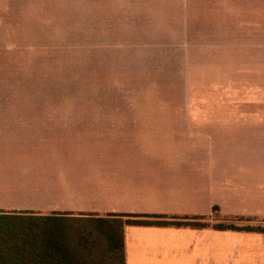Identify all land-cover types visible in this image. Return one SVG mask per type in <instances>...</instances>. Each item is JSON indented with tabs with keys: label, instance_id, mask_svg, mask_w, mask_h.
<instances>
[{
	"label": "crops",
	"instance_id": "crops-1",
	"mask_svg": "<svg viewBox=\"0 0 264 264\" xmlns=\"http://www.w3.org/2000/svg\"><path fill=\"white\" fill-rule=\"evenodd\" d=\"M7 1L0 0V211L45 212L34 198L42 185L55 183L88 190L87 202L66 203L56 213L172 222L211 218L216 210L223 218L264 220V205L255 202L264 185L250 181L245 163L238 164L240 174L228 172L239 157L212 149L213 137L228 133L223 127L240 124L177 117L197 110L190 103L93 104L123 113L85 120L77 103L42 101L41 69L33 70L34 58L9 39L15 25L1 21L12 11ZM259 13L264 46V0ZM123 238L125 264H264L260 230L125 224Z\"/></svg>",
	"mask_w": 264,
	"mask_h": 264
},
{
	"label": "rangeland",
	"instance_id": "rangeland-1",
	"mask_svg": "<svg viewBox=\"0 0 264 264\" xmlns=\"http://www.w3.org/2000/svg\"><path fill=\"white\" fill-rule=\"evenodd\" d=\"M4 3L12 11L1 15V21L16 28L9 32V39L23 46L25 56L34 58L33 70L41 69L42 101L77 103L79 117L85 120L90 114L111 117L123 113L100 111L97 109L103 107L93 104L190 103L197 110L177 111L183 114L177 117L189 113L197 119L241 125L223 127L228 133L213 137L212 149L239 157L230 160L235 165L228 172L240 174L243 169L238 164L245 163L244 173L250 181L264 185V46L259 45L263 32L257 30V23L263 20L258 14L263 0ZM81 150L87 151L86 143H81ZM38 194L34 199L45 205L41 208L45 212H14L48 216L66 203L88 201V190L81 186L72 189L48 183ZM256 195V204L264 205V191ZM175 221L208 228L264 229L263 219L223 218L216 210L211 218ZM2 227L12 234L28 233L29 241H42L38 242L40 248L48 235L85 230L80 221L33 217L7 219ZM59 245H63L62 239Z\"/></svg>",
	"mask_w": 264,
	"mask_h": 264
},
{
	"label": "trees",
	"instance_id": "trees-1",
	"mask_svg": "<svg viewBox=\"0 0 264 264\" xmlns=\"http://www.w3.org/2000/svg\"><path fill=\"white\" fill-rule=\"evenodd\" d=\"M23 217L80 221L85 230L80 229L69 234L48 235L46 237L48 241L44 243V247L40 248L39 243L42 241H29L28 233L12 234L5 229L6 227H2V222L7 219ZM144 217L156 216L96 213H52L43 216L34 212L23 214V212L0 211V264H125L123 238L125 224L182 225L177 221L142 220ZM184 218L190 219L189 217ZM214 228L264 231V229L251 226L217 225ZM60 239L63 240V245H59Z\"/></svg>",
	"mask_w": 264,
	"mask_h": 264
}]
</instances>
